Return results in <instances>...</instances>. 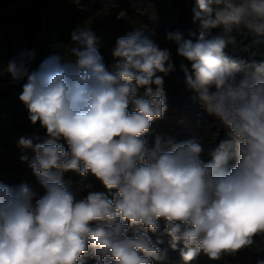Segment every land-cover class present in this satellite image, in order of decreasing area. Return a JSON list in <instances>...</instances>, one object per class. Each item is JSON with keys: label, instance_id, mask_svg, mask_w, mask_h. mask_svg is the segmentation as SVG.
I'll list each match as a JSON object with an SVG mask.
<instances>
[{"label": "clouds", "instance_id": "9594fccd", "mask_svg": "<svg viewBox=\"0 0 264 264\" xmlns=\"http://www.w3.org/2000/svg\"><path fill=\"white\" fill-rule=\"evenodd\" d=\"M192 11L195 41L180 32L167 39L191 62V70L181 65L186 86L229 130L230 140L212 148L207 163L195 138L147 139L167 110L164 77L174 66L170 51L142 29L117 39L110 67L84 25L71 32L63 56L45 58L37 70L29 72L23 59L0 70L23 82L19 99L47 137L19 140L34 153L21 160L42 196L26 182H0V264H81L89 250L96 264H153L166 258L162 241L147 234L161 220L172 249L182 244L185 264L200 253L219 261L264 236V61L224 53L236 42L234 31L264 35V0H196ZM220 26L223 34L211 35ZM68 172L91 173L115 189L113 198L89 191L75 200Z\"/></svg>", "mask_w": 264, "mask_h": 264}, {"label": "trees", "instance_id": "16d2710c", "mask_svg": "<svg viewBox=\"0 0 264 264\" xmlns=\"http://www.w3.org/2000/svg\"><path fill=\"white\" fill-rule=\"evenodd\" d=\"M16 1L19 0H0V3L11 4ZM42 6V16H33L35 12L25 10L7 21L6 27L9 29L20 19L23 46L27 54L34 47L40 46L52 55L63 56L66 45L71 42V32L77 26L84 25L89 26L95 35L99 31L104 32L98 51L109 67L114 63L112 51L117 39L136 29H142L161 49L170 51L174 70L164 77L163 85L167 110L163 118L153 121L151 131L147 134L150 142L157 135L177 142L195 138L204 147L200 159L207 163L211 160V149L230 140L227 127L210 114L199 102L197 94L186 86L181 65L191 70V62L179 56L176 43L167 39L168 33L180 32L184 38L195 41L199 34L198 23H193L192 9L196 7V0H46ZM223 32V26H220L212 29L211 35H222ZM233 35L236 42L224 49L226 56L246 63L264 61V35L246 29L234 31ZM27 69L35 71L34 61ZM152 87L155 89V85ZM140 91L142 94L143 89ZM211 91H215V88ZM20 94L0 88V182L8 186L26 182L42 196L44 192L37 177L28 163L21 160L22 155L31 159L34 153L31 149L21 147L19 140L21 137L38 136L40 139H34V143H42L47 138L46 130L41 127L36 130L33 124L25 120L28 110L20 101ZM129 110H132L131 106ZM60 143L63 144L64 141L61 140ZM65 148L67 149L66 144ZM234 164L235 159H230L227 167L231 168ZM22 169L26 171L28 179L19 178ZM64 178L71 181L69 191L77 201L86 197L89 191L104 193L109 199L115 193V189L107 190L91 173L81 176L68 172ZM159 223L160 229L156 233L149 231L147 234L154 244L158 239L162 241L157 246L165 253L166 258L163 261L154 260L153 264H185L180 256L182 244L177 249H172L170 238L163 234L164 221ZM128 235L131 236L132 233L129 232ZM258 260H264V236L259 235L254 237L252 246L235 254H225L219 261H210L200 253L189 264H256ZM81 264H96L91 250L81 257Z\"/></svg>", "mask_w": 264, "mask_h": 264}, {"label": "rangeland", "instance_id": "374dc122", "mask_svg": "<svg viewBox=\"0 0 264 264\" xmlns=\"http://www.w3.org/2000/svg\"><path fill=\"white\" fill-rule=\"evenodd\" d=\"M45 2L46 0H19L11 4L0 3V70L6 68L7 63L12 59H23L26 67L29 66L32 61H34L35 70H37L41 62L44 61L45 58L52 56V54L47 52L45 48H42L40 46L34 47L30 52L34 53V55L37 54L39 56L27 55L25 47L23 46V36L21 32L20 19L16 20L9 29L6 27L7 21L12 19L16 15V13L21 11L26 10L29 12H35L36 14H34L33 16H42V5ZM42 50L46 52H41ZM22 83L23 82H13L11 76L7 73L0 75V88L4 90H8L14 93H21ZM25 120L29 121L28 115L25 117ZM39 127V123L34 125V128L36 130H38ZM19 178H29L24 169L19 172Z\"/></svg>", "mask_w": 264, "mask_h": 264}, {"label": "built area", "instance_id": "2783aa9c", "mask_svg": "<svg viewBox=\"0 0 264 264\" xmlns=\"http://www.w3.org/2000/svg\"><path fill=\"white\" fill-rule=\"evenodd\" d=\"M96 36L98 37V40L100 42L103 41V37H104V32L103 31H99L98 33H96Z\"/></svg>", "mask_w": 264, "mask_h": 264}]
</instances>
